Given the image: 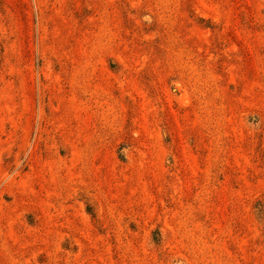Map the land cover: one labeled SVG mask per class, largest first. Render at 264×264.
<instances>
[{"label":"rangeland","instance_id":"374dc122","mask_svg":"<svg viewBox=\"0 0 264 264\" xmlns=\"http://www.w3.org/2000/svg\"><path fill=\"white\" fill-rule=\"evenodd\" d=\"M0 264H264V0H0Z\"/></svg>","mask_w":264,"mask_h":264}]
</instances>
